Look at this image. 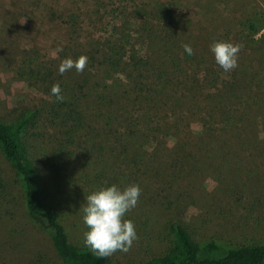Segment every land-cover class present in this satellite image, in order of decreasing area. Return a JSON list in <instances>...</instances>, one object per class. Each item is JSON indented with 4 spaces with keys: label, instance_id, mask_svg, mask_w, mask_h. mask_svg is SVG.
<instances>
[{
    "label": "rangeland",
    "instance_id": "obj_1",
    "mask_svg": "<svg viewBox=\"0 0 264 264\" xmlns=\"http://www.w3.org/2000/svg\"><path fill=\"white\" fill-rule=\"evenodd\" d=\"M145 1L0 0V120L10 122L23 109L39 106L46 99L37 73L38 70L46 75L51 73L50 78H54L56 70L48 61L56 57L61 46L70 47L78 38L83 41L114 30L136 29L130 13L133 16L136 7L144 8ZM160 1L196 20L192 24L200 36L189 42L197 44L210 57L209 63L221 75L220 90L225 86L230 92V97L222 101L223 108L221 104L214 107L204 95L212 80L203 82L201 93L196 96L197 108H168L163 117L159 115L171 119L172 114L183 110V116H176L175 137L194 140L190 141L193 147L187 149L190 155L184 166L177 168L173 156L166 158L162 154L154 161L162 174L157 170L150 178L138 176V167L117 154L121 151L118 134L124 132L119 125L120 118L109 133L96 121L95 112L93 117L84 119L74 148L64 150L67 155L60 176L47 168L49 159L53 158L47 154L62 139L58 135L60 131L41 115L26 128L22 137L42 178L43 201L55 205L72 245L85 246V233L90 229L83 222L82 208L88 195L112 185L121 190L139 185L142 191L138 205L125 216L135 224L138 240L126 254L116 252L111 257H100L104 261L126 264L159 255L167 245L163 228L166 216L182 221L198 242L219 239L264 244V28L255 38L259 41L246 45L239 27L243 16L264 20V0ZM69 14L78 17V29H69L63 23ZM221 41L242 45L238 67L231 72H224L210 51L213 42ZM23 60H34L36 70H31V66L24 70ZM232 75L236 82L230 81ZM219 111H229L235 119L234 127L218 141L195 144L201 135L198 117L204 120L211 117L206 121L218 133L222 128L216 115ZM146 145L152 146L149 141ZM212 147L217 149L216 154H209ZM165 162L168 167H164ZM223 184L229 186L226 194L218 191ZM167 196L179 205H161ZM23 205L18 181L0 156V264H61L48 234L29 220Z\"/></svg>",
    "mask_w": 264,
    "mask_h": 264
},
{
    "label": "trees",
    "instance_id": "obj_2",
    "mask_svg": "<svg viewBox=\"0 0 264 264\" xmlns=\"http://www.w3.org/2000/svg\"><path fill=\"white\" fill-rule=\"evenodd\" d=\"M143 6L144 8L136 7L133 16L130 13L136 29L120 32L114 30L109 34L83 39L84 42L78 38L70 47L61 46L56 57L48 61L56 70L54 78H50L51 73L46 75L40 70L37 73L44 85L46 99L39 106L23 109L10 122L0 120V156L18 181L23 195V211L33 224L48 234L51 247L61 264L121 263L101 260L84 245L69 243L55 205L43 201L42 178L22 138L26 128L36 117L42 115L53 128L60 131L58 135H62L56 149L52 148L51 153L47 154L53 157L49 159L47 168L58 176L62 174L67 155L64 150L74 148L75 137L83 128L84 119L93 117L92 112H95L96 121L108 129L109 133L112 132L114 122L120 118L119 125L124 132L118 134L122 152L117 154L124 156L123 160L128 164L138 167V176L150 178L157 173L159 164L155 165V162L162 154L166 158L173 156L178 168L185 165L190 155L187 149L193 147L190 141L194 140L190 137V141L175 137V126L178 125L176 116L183 110L172 114L171 119H163L161 117L164 116V110L197 108L199 101L196 96L201 93V84L210 80L212 82L204 95L210 98L214 107L220 104L222 107V101L230 97L229 88L224 86L220 90L221 75L209 63L210 57L197 44L189 42L200 36L192 24L196 20L190 15L178 13L160 0L151 3L146 0ZM258 20L261 18L249 15L241 19L240 33L246 45H254L259 41L255 38L264 28V20ZM63 23L69 29H78V17L74 14L67 15ZM180 24H185V27H180ZM187 33L190 34L189 37L186 36ZM69 35L72 34L69 32ZM185 44L191 45L194 55L189 56L184 51ZM81 55L89 59L88 67L82 74L75 69L63 75L58 73L62 60H76ZM23 61L26 62L24 70L30 66L33 67L31 70H36L34 60ZM231 80L236 82L235 75L231 76ZM57 83L65 97L64 102H57L56 97L51 94L52 86ZM115 107L119 111L114 110ZM212 114L214 111L208 116ZM216 115L220 117L222 124L218 133L206 121L211 120V117H205L206 120L202 116L198 117L201 135L196 138L195 144H211L214 139L218 141L222 134L230 131L231 126L234 127L232 121L235 119L229 111H219ZM171 130H175V133H171ZM139 139L145 140L146 144L149 141L152 146ZM130 143L136 144L132 146ZM212 149L209 154H216L217 149ZM109 152L112 154L114 150L111 148ZM164 167H168L166 162ZM162 173L158 170V174ZM228 188V185L223 184L218 191L226 194ZM157 204L160 205L159 202ZM161 205L179 203L167 196ZM164 220L167 245L160 250V254L144 262L126 264H264V244H241L219 239L198 242L179 219L166 216Z\"/></svg>",
    "mask_w": 264,
    "mask_h": 264
},
{
    "label": "clouds",
    "instance_id": "obj_3",
    "mask_svg": "<svg viewBox=\"0 0 264 264\" xmlns=\"http://www.w3.org/2000/svg\"><path fill=\"white\" fill-rule=\"evenodd\" d=\"M183 47L189 56L195 54L190 44ZM241 49L242 45L223 41L213 42L210 46L216 64L226 73L238 67ZM88 64L89 59L85 55L76 60L66 58L61 61L58 73L63 75L75 69L82 74ZM51 94L56 97L57 102H64L65 97L58 83L52 86ZM141 191L139 185H129L123 190L112 185L86 197L82 208L83 222L90 230L85 233L84 244L97 257H111L116 252L126 254L138 240L135 224L130 219H125V216L138 205Z\"/></svg>",
    "mask_w": 264,
    "mask_h": 264
}]
</instances>
